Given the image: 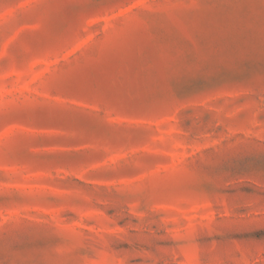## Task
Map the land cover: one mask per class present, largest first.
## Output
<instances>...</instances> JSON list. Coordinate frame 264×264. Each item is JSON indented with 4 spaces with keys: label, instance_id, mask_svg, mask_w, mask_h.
I'll list each match as a JSON object with an SVG mask.
<instances>
[{
    "label": "rangeland",
    "instance_id": "rangeland-1",
    "mask_svg": "<svg viewBox=\"0 0 264 264\" xmlns=\"http://www.w3.org/2000/svg\"><path fill=\"white\" fill-rule=\"evenodd\" d=\"M0 264H264V0H0Z\"/></svg>",
    "mask_w": 264,
    "mask_h": 264
}]
</instances>
